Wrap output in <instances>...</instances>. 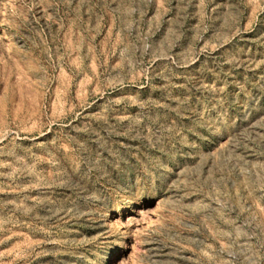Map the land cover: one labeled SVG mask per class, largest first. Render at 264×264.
<instances>
[{
	"label": "rangeland",
	"instance_id": "rangeland-1",
	"mask_svg": "<svg viewBox=\"0 0 264 264\" xmlns=\"http://www.w3.org/2000/svg\"><path fill=\"white\" fill-rule=\"evenodd\" d=\"M0 264H264V0H0Z\"/></svg>",
	"mask_w": 264,
	"mask_h": 264
}]
</instances>
